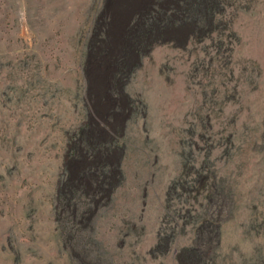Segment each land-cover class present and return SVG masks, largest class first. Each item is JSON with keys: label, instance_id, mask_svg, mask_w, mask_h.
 I'll list each match as a JSON object with an SVG mask.
<instances>
[{"label": "rangeland", "instance_id": "obj_1", "mask_svg": "<svg viewBox=\"0 0 264 264\" xmlns=\"http://www.w3.org/2000/svg\"><path fill=\"white\" fill-rule=\"evenodd\" d=\"M84 5L0 0V264H264V0L126 60Z\"/></svg>", "mask_w": 264, "mask_h": 264}, {"label": "crops", "instance_id": "obj_2", "mask_svg": "<svg viewBox=\"0 0 264 264\" xmlns=\"http://www.w3.org/2000/svg\"><path fill=\"white\" fill-rule=\"evenodd\" d=\"M84 1V27L79 29L86 49L82 56L92 49L95 54L107 49L109 55L117 54L126 60L149 57L158 48L161 31L166 32L168 23L173 24L176 0Z\"/></svg>", "mask_w": 264, "mask_h": 264}, {"label": "trees", "instance_id": "obj_3", "mask_svg": "<svg viewBox=\"0 0 264 264\" xmlns=\"http://www.w3.org/2000/svg\"><path fill=\"white\" fill-rule=\"evenodd\" d=\"M194 24V29H197V30H199V32H201V20L199 21V22H196V23H193ZM190 35V40L192 39V37H194V35H195V33L194 34H188V36ZM201 37V36H200ZM194 39V38H193ZM192 39V40H193ZM101 126V128L103 129V128H105V126L104 125H100Z\"/></svg>", "mask_w": 264, "mask_h": 264}]
</instances>
